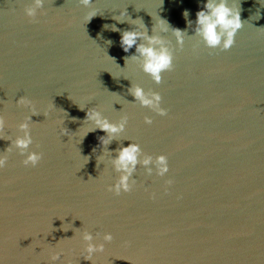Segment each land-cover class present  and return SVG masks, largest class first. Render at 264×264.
<instances>
[{"label": "water", "instance_id": "water-1", "mask_svg": "<svg viewBox=\"0 0 264 264\" xmlns=\"http://www.w3.org/2000/svg\"><path fill=\"white\" fill-rule=\"evenodd\" d=\"M28 2L0 0V152L31 109L26 151L40 153L27 166L12 149L0 167L2 264H264V7L240 0L241 28L221 50L191 36L194 23L181 16L187 9L194 22L203 0H90L87 8L43 0L31 21ZM120 10L149 35L153 17L186 29L179 49L160 33L172 65L158 84L124 59L134 48L121 50L119 32L102 27H134L112 19ZM130 83L157 92L165 114L135 103ZM90 107L112 122L126 118L107 145L98 129L81 137ZM129 142L141 156L164 155L168 171L146 174L138 164L129 191L113 194L108 160ZM82 231L93 243L112 235L91 261L81 257Z\"/></svg>", "mask_w": 264, "mask_h": 264}, {"label": "clouds", "instance_id": "clouds-1", "mask_svg": "<svg viewBox=\"0 0 264 264\" xmlns=\"http://www.w3.org/2000/svg\"><path fill=\"white\" fill-rule=\"evenodd\" d=\"M76 2L87 8L90 4V0H76ZM162 2V0H161ZM261 7H264V0H257ZM43 0H29V2L23 8V14L30 21L35 17L37 10L41 9ZM240 0H203L202 7L198 8L195 12L194 22L188 20V10L183 9L181 16L185 20V25L193 24L191 36H195L203 44L204 47L213 49L219 48L221 50H227L233 44V38L235 33L241 28L240 20ZM97 12L89 10L84 16V21L87 22L90 18L95 16ZM259 8L256 12L250 16V19H259ZM112 19L117 23L126 21L128 24L134 27L130 29H117L113 24L102 25V27H110L111 31L119 32V47L124 53H127L129 48H134L131 55L126 56L124 59H131L138 64L141 72L147 75L154 84H158L161 80V73L167 71L172 65V50L168 45V41L160 35V33L170 32L177 49L182 47L186 35V29H180L170 27L168 22L159 17H153L155 22L151 26V35L147 34V29L139 17L129 18L124 10L113 16ZM105 43L110 44L111 41L107 40ZM110 58V57H109ZM114 58H111L113 60ZM128 94L133 97V101L140 107H146L157 115H164L165 110L160 107V96L154 91H145L136 84H131L127 88ZM17 105H28L29 102L19 97L16 99ZM80 109L84 107L78 106ZM30 115L37 114L30 109ZM29 115V116H30ZM29 116H26L23 121L16 125L18 134L8 140L7 147L0 152V167H3L7 159V153L12 149H15L19 155L23 158L20 163L22 165L34 166L40 159V153L38 151H26L28 146L32 143V138L29 134V126L27 121L30 120ZM73 120L75 117L72 118ZM145 124L151 123L149 117L143 118ZM82 123L91 125L81 135L83 137L87 132L92 130H100L104 135L97 137V140L101 146L107 145L114 137H117L124 129L126 118L121 116L117 121H109L106 117L96 110L95 107H90L84 112ZM3 125V121L0 120V126ZM66 129L61 128V135L65 134ZM107 149L102 147L101 155L107 152ZM115 155L111 156L108 163L117 176L114 182L109 186L113 194H119L120 192H128L132 184V173L136 166L139 164L144 168L146 174H150L155 171V175L162 176L168 171L166 157L162 154L156 155L154 158L151 155L140 154L139 146L136 143L129 142L127 145L119 146L112 150ZM99 156L96 157L98 161ZM87 160V157H85ZM151 165V167H149ZM170 181H165V184ZM99 235V234H97ZM112 239L111 233L104 232L99 236V240L102 242H109ZM80 240L83 242V248L81 257L85 260L91 261L93 253H99L103 250L104 243H93V235L88 231H82L80 233ZM59 252H52L49 255V261L55 262L59 257ZM2 264V261H0Z\"/></svg>", "mask_w": 264, "mask_h": 264}]
</instances>
